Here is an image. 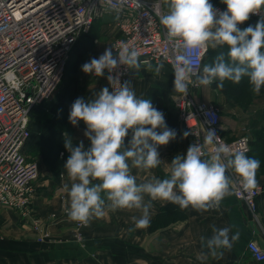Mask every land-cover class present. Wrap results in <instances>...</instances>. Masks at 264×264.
Returning a JSON list of instances; mask_svg holds the SVG:
<instances>
[{
	"label": "clouds",
	"instance_id": "clouds-1",
	"mask_svg": "<svg viewBox=\"0 0 264 264\" xmlns=\"http://www.w3.org/2000/svg\"><path fill=\"white\" fill-rule=\"evenodd\" d=\"M166 3L168 11L160 15L159 21L168 39L179 42V54L172 65L173 91L187 95L190 84L207 86L217 80L216 87L223 90L225 80L239 84L247 76L252 91L260 92L264 86V0H221L226 5L223 11L210 0H166ZM251 15L260 17L254 26L238 27ZM224 47L227 52H219L211 64L203 66L202 72L194 70L196 53ZM141 63L152 67L147 60H139L134 48L125 46L114 55L109 47L81 67L85 74L98 77L107 70L111 86V91L103 87L91 99L77 98L68 118L73 126L84 122V136L90 141L87 148L83 141L73 146L72 139L65 136V148L70 155L64 169L71 182L70 187L69 183L63 184V190L70 197L67 215L83 226L94 218L104 217L106 211L136 209L141 215L132 218L135 228H147L152 201L156 200L178 205L181 210L191 207L206 212L218 208L232 193L233 176L229 172L244 192H254L259 186L260 161L223 143L210 127L205 131L203 144L194 142L186 154L175 155L167 178L153 176L147 182L137 183L132 169L157 168L164 163L158 148L177 137V131L167 126L164 114L150 99L138 98L129 80L121 83L119 75H112L120 65L138 71ZM162 68L163 64H158L155 72L159 74ZM130 130L131 139L126 144ZM190 134L185 131L182 138ZM206 147L210 148V155ZM145 196L149 197L147 202ZM212 230L211 238L205 241L201 237V241L213 257L219 250H231L239 239V232L229 236L230 227L213 226Z\"/></svg>",
	"mask_w": 264,
	"mask_h": 264
},
{
	"label": "crops",
	"instance_id": "crops-1",
	"mask_svg": "<svg viewBox=\"0 0 264 264\" xmlns=\"http://www.w3.org/2000/svg\"><path fill=\"white\" fill-rule=\"evenodd\" d=\"M166 8L168 10L167 3ZM107 21L108 17H103L101 23L110 26L111 22ZM256 22H244L238 27L254 26ZM116 35L115 29L112 36ZM113 37L109 42L97 38L74 68L69 62V69L48 100L51 102L58 94L66 93L54 107L43 111L40 118L44 119L45 127L35 143L25 147V154L36 163L39 171L34 181L36 194L31 222L23 221L9 210L0 211V264H264L254 261L246 247L249 241L264 247V195L258 198L255 215L232 193L218 208L206 212L191 207L181 210L178 205L163 200L152 201L150 226L143 229L135 228L132 218L141 215L136 209L106 211L104 217L94 218L87 226L68 218L70 197L63 190V184L71 186L64 169L70 153L65 148V136L72 139L73 146L83 141L85 148L90 147V141L84 136V122L80 121L78 126L69 122L71 105L77 98L91 99L94 93L109 87L105 74L100 77L85 74L81 67L111 47ZM211 50L213 59L219 52H227L226 47ZM213 59L204 64H211ZM161 63L163 68L157 74L155 68ZM150 64L151 68L141 63L138 71L130 69L126 80L130 81L138 98L150 99L153 106L164 114L167 126L170 124V128L177 131V137L158 148L164 163L157 168L147 171L132 169L137 183L147 182L153 176L167 178L171 160L177 154H186L191 144L190 135L182 138L186 130L177 117L175 122H168L165 103L168 101L172 106V97L177 94L171 91L174 81L172 66L165 62ZM216 82L219 83L217 80L211 85H200L199 92L202 94L201 89H204L205 95L199 99L210 104L213 102L220 108L223 136L226 140H234L244 135L250 143L255 142L257 132L264 130V86L257 94L252 91L247 76L239 84L225 80L224 87L239 91L237 97H229L215 86ZM130 139L131 130L125 143ZM257 180L259 186L264 185V171L257 172ZM148 200L149 197L145 196V202ZM213 226L217 229L230 227V237L239 232V239L231 250H219L223 254L218 251L215 257L208 254L206 244L201 241V237L205 241L211 238ZM40 232L46 237L41 238Z\"/></svg>",
	"mask_w": 264,
	"mask_h": 264
},
{
	"label": "built area",
	"instance_id": "built-area-1",
	"mask_svg": "<svg viewBox=\"0 0 264 264\" xmlns=\"http://www.w3.org/2000/svg\"><path fill=\"white\" fill-rule=\"evenodd\" d=\"M216 8L223 11L226 5ZM167 11L166 0H0V211L14 212L23 221L31 222L33 218L34 181L39 171L36 163L22 152L29 136V110L54 93L77 38L89 31L102 14L111 13L117 32L111 43L114 55L127 46L138 51L142 62L172 66L179 54V42L170 41L160 24V15ZM259 18L251 15L246 22ZM209 50L195 54V71H202ZM129 72L120 65L112 75H119L123 83ZM104 74L108 76L107 70ZM197 87L190 84L187 95L177 93L171 100L178 121L192 133L191 144H203L205 131L210 127L223 143L247 154L251 148L249 138L242 135L226 140L220 108L198 99ZM205 151L211 154L210 148ZM229 175L233 176L234 198L255 215L264 185L254 192H244L234 174ZM45 237L42 233L41 238ZM246 247L254 261L264 262V247L255 241H249Z\"/></svg>",
	"mask_w": 264,
	"mask_h": 264
},
{
	"label": "trees",
	"instance_id": "trees-1",
	"mask_svg": "<svg viewBox=\"0 0 264 264\" xmlns=\"http://www.w3.org/2000/svg\"><path fill=\"white\" fill-rule=\"evenodd\" d=\"M103 17H107V16H102L100 18V21H103ZM108 19H109V21H107V23H110L112 19L111 18H108ZM92 28L93 27H91L90 30L87 31L86 33H82V35H80L77 38L75 45L73 46V48L71 49V51L69 53L70 57L66 63V66H65L66 69L67 68L69 69L68 64H70L71 62H72L71 66L74 68L76 63H78L80 61V59L83 57V55L86 54V52L89 51L92 48V46L97 42V38L95 39V35L89 34V33H91ZM211 54H212V50L210 49L207 53L205 63H207V62L210 63L212 61L213 57ZM66 69H65V72H66ZM65 72H64V74H65ZM63 77H64V75H63ZM62 79H61V81H62ZM217 83L218 82H216V84ZM216 84H215V86H216ZM171 91L173 93H177V92L173 91V89ZM220 91L224 92L225 95L227 94L229 97H233V96L237 97L239 95V91L237 89H233V88H230L227 86L224 87L223 90H220ZM65 95H66V93H64V92L61 94H58L53 101L50 102V101H48L49 99H46L41 104L35 105L29 110V112H30L29 113L30 120L28 122L29 136L26 139L27 141L25 142V144L22 148V152L24 155H26L25 154V147L26 148L31 147V144L35 143L36 138L41 134V132L43 131V129L45 127L44 119L40 118L42 116V114L44 113L43 111L45 109H51L52 107H54L56 105V103L60 102V100H62L63 96H65ZM165 107H166L167 113H168V122L169 121L175 122L174 120L177 117L176 108L173 106V104L171 106L170 102H168V101H166ZM169 128H170V124H169ZM257 133H258V135H256L255 142H252V143L249 142V147H251V148H250V151L246 155L248 157L255 158V159L260 161V167L257 171V172H259L261 170L264 171V130H260ZM261 168H263V169H261Z\"/></svg>",
	"mask_w": 264,
	"mask_h": 264
},
{
	"label": "rangeland",
	"instance_id": "rangeland-1",
	"mask_svg": "<svg viewBox=\"0 0 264 264\" xmlns=\"http://www.w3.org/2000/svg\"><path fill=\"white\" fill-rule=\"evenodd\" d=\"M210 2L215 7H220V6L224 5L223 3H221V0H210ZM102 16H107L108 18L112 19L111 23H110V26L101 23L100 18ZM102 16L97 18L96 21H94L93 26H92L93 28L91 29V33H89V34H94L95 35V39L96 38L101 39V42H103V41L104 42H109L110 38L113 37L112 35L115 32V24L113 22L114 18L111 15V13L102 14ZM195 92H196V96L198 97V99H199L200 96L203 97L205 95L204 89H201L202 94H200L198 87H197ZM261 171H259V172H261ZM0 218H2V217H0Z\"/></svg>",
	"mask_w": 264,
	"mask_h": 264
},
{
	"label": "water",
	"instance_id": "water-1",
	"mask_svg": "<svg viewBox=\"0 0 264 264\" xmlns=\"http://www.w3.org/2000/svg\"><path fill=\"white\" fill-rule=\"evenodd\" d=\"M210 49V48H209Z\"/></svg>",
	"mask_w": 264,
	"mask_h": 264
}]
</instances>
